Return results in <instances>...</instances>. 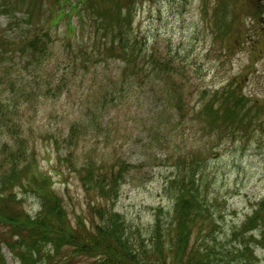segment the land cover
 I'll return each instance as SVG.
<instances>
[{"label":"rangeland","instance_id":"rangeland-1","mask_svg":"<svg viewBox=\"0 0 264 264\" xmlns=\"http://www.w3.org/2000/svg\"><path fill=\"white\" fill-rule=\"evenodd\" d=\"M20 1L0 0V31L12 40L20 35V26L28 23L25 11L32 7L31 22L52 27L53 50L60 61L74 57L79 49L103 54L110 46L105 28L110 18L102 10L122 14L126 30L130 28L123 18L129 11V36L132 43L138 41L137 53L173 59L186 67L192 85L186 90L188 111L182 115L169 109L172 93L163 83L156 89L132 88L120 79L123 64L118 58L92 60L79 67L59 100L40 97L26 107L21 126L31 157L21 169L32 167L38 177L50 178L70 226L79 230L83 224L94 233L102 225L101 199L80 181V169L91 163L94 174L110 172L120 161L128 164L114 212L131 238L137 231L150 238L158 215L162 223L171 221L177 191L169 183L191 173L188 182L195 181L204 202L202 237L213 248L216 263L225 259L227 264H264V0H103L100 15L88 5L79 6L71 25L65 18L55 25L59 3L69 10L68 3L87 0H25L23 7ZM17 61L21 75L29 78L26 64ZM227 92L244 100L236 123L226 120L230 113L226 119L222 114L236 100L220 113L209 111L211 105L220 110L216 99ZM76 122L86 123L89 130L82 132L78 148L69 149L70 165L63 142ZM3 126L0 123V147L13 144ZM26 177L22 188L12 190L10 204L35 219L44 201L34 183L26 184ZM110 204L113 208L114 202ZM7 226L0 225V236L11 240L13 232ZM198 236L195 233L193 241ZM0 247L6 264H23L8 245ZM50 249L48 245L46 251ZM77 250L66 246V260L55 257L37 264H97L94 256L72 254Z\"/></svg>","mask_w":264,"mask_h":264},{"label":"trees","instance_id":"trees-1","mask_svg":"<svg viewBox=\"0 0 264 264\" xmlns=\"http://www.w3.org/2000/svg\"><path fill=\"white\" fill-rule=\"evenodd\" d=\"M21 1L23 7L25 0ZM102 1H81L75 6L68 3L69 10L60 2L59 13L55 12L58 16L57 23L54 24L57 25L65 18L71 25L73 14H79V6L88 5L94 14L100 15L99 5L101 7L104 4ZM29 9L32 7L24 14L28 23L26 26H20V35L12 40L4 31H0V123L4 125L5 133L13 141V144L7 142L0 147V225H8L13 232L11 240L4 235L0 236V246L2 243L8 245L23 264H37L42 259L51 260L55 257L61 258V261L66 260L63 255L66 246L79 248L72 253L74 255L96 257L97 264H222L216 263L213 248L205 245L206 238L202 237L204 228L199 226V221L202 215L200 213L204 211V202L200 192L195 189V181L188 182L191 173L169 183L177 191L171 221L162 223L158 215L150 238L143 237L138 231L131 238L126 233L122 217L114 212L115 202L119 199L129 169L126 162L115 163L110 172L101 170L98 174H94V164L91 162V165L80 169L83 173L80 181L87 190L97 192L101 199L98 214L102 225L98 226L94 233L89 232L83 224H80L79 230H74L70 226L63 201L52 191L53 183L48 176L38 177V174L32 173V167L21 169V165L31 157L28 142L24 139L26 131L23 132L21 126L22 119L28 112L26 107L34 105L40 97L48 96L59 100L69 91L71 87L69 85L72 79L76 78L79 67L86 66L87 61L104 62L108 58H118L123 64L120 79L124 85L128 83L132 88L137 86L142 89L150 85L156 89L163 83L165 91L172 93V97L167 98L169 109H175L182 115L188 111L186 90L192 89L186 76V67L174 64L173 59L137 53L138 41L132 43L129 36L132 27L129 11L123 18L130 28L126 30L123 27L122 14L114 15L111 10H102L110 18L105 26L106 30L109 29L106 37H109L110 46L103 54L88 53L89 49L87 52H80L81 49L78 48V53L74 54V57L60 61V56L57 55L56 58L53 50L52 27L47 23L43 25L44 28L35 26L31 22L34 13ZM72 46L73 44H70V48H73ZM118 53L120 56H116ZM99 56L100 58L96 59ZM16 60L26 64L24 70L30 73L29 78L21 75L22 68L14 64ZM174 74L176 77L172 78L171 75ZM224 94L220 100L216 99L220 102V110L211 105L209 111L220 113L223 107L236 100L222 113L224 119L226 114L230 113L231 118L228 120L234 119L236 123L240 121L239 109L244 105L243 97L232 96V92ZM87 130L89 126L86 123L84 125L76 122L71 125L63 142L65 150L68 151L67 156L70 157L68 162L72 157L69 149L73 146L79 147L82 132ZM56 143L58 144L57 141ZM72 164L71 161L70 165ZM31 174L33 176H29ZM24 176H28L25 178L28 186L35 184L37 195L44 201L43 210L35 219L30 218L25 211L15 210L10 204V200L14 198L12 190L23 187L21 183ZM110 201L114 202L113 208H110ZM258 213L259 210L254 216ZM248 222L251 223V219ZM197 232L199 236L195 242L193 238ZM16 236L17 240H14ZM82 241H87L88 245L85 246ZM48 245L51 246L50 253L46 251ZM222 262L230 263L225 259ZM0 264H6L1 247Z\"/></svg>","mask_w":264,"mask_h":264}]
</instances>
